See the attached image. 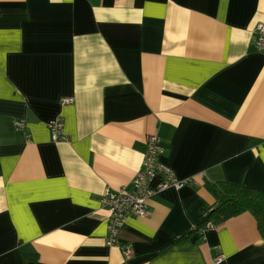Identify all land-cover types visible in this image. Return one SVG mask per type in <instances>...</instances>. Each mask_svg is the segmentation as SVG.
I'll list each match as a JSON object with an SVG mask.
<instances>
[{
    "label": "crops",
    "instance_id": "0c3cea01",
    "mask_svg": "<svg viewBox=\"0 0 264 264\" xmlns=\"http://www.w3.org/2000/svg\"><path fill=\"white\" fill-rule=\"evenodd\" d=\"M259 23L264 0H0V264H264L249 212L197 229L206 182L264 195ZM150 134L184 186L147 179L109 246L99 199L132 188Z\"/></svg>",
    "mask_w": 264,
    "mask_h": 264
},
{
    "label": "built area",
    "instance_id": "2783aa9c",
    "mask_svg": "<svg viewBox=\"0 0 264 264\" xmlns=\"http://www.w3.org/2000/svg\"><path fill=\"white\" fill-rule=\"evenodd\" d=\"M257 37L254 42L258 51L264 52V23H259L256 27ZM73 102V98L64 96L60 99L62 105H69ZM16 127H23L22 122L17 121L14 124ZM51 139L53 141L67 140L64 133V120L62 117H57L48 123ZM163 152V146L160 139L155 134H150L146 140V149L144 158L141 163V168L135 174L132 180V188L127 189H112L105 188L101 196L100 203L105 207L109 213V221L107 226L106 244H115L119 231L123 228L125 223L133 217H145L148 215L147 200L154 193L150 189L146 181L157 175L164 177V182L159 185L158 190L168 186H173L180 189L184 186V181L177 180L173 176L170 167L160 161V156ZM213 224L209 222L206 227H212ZM124 254H130L129 249H124ZM220 256L216 257L219 261Z\"/></svg>",
    "mask_w": 264,
    "mask_h": 264
},
{
    "label": "trees",
    "instance_id": "16d2710c",
    "mask_svg": "<svg viewBox=\"0 0 264 264\" xmlns=\"http://www.w3.org/2000/svg\"><path fill=\"white\" fill-rule=\"evenodd\" d=\"M205 188L214 197L216 207L197 229L200 230L209 221L215 225L225 219L249 212L255 218L260 235L264 237V195L261 191L226 182H206ZM181 240L183 241L184 238Z\"/></svg>",
    "mask_w": 264,
    "mask_h": 264
}]
</instances>
